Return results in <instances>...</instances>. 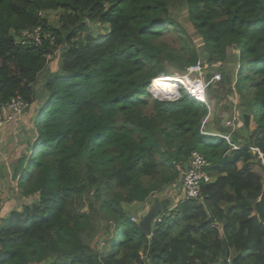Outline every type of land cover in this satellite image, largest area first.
<instances>
[{"label":"trees","instance_id":"trees-1","mask_svg":"<svg viewBox=\"0 0 264 264\" xmlns=\"http://www.w3.org/2000/svg\"><path fill=\"white\" fill-rule=\"evenodd\" d=\"M183 9L201 47L173 16ZM54 11L60 27L47 18ZM37 28L41 44L16 43ZM60 49V68L49 71ZM198 63L228 65L231 83L238 66L235 131L222 123L227 104L208 110L182 88L173 96L183 85L166 81ZM15 97L29 104L24 114L42 102L9 176L35 200L0 220V264H264L255 210L264 188V0H0V111ZM206 118V133H231L240 148L204 134ZM194 151L212 182L203 203L183 196L171 209L178 167ZM169 188L174 196L155 198ZM153 199L162 209L148 236L132 218Z\"/></svg>","mask_w":264,"mask_h":264},{"label":"rangeland","instance_id":"rangeland-1","mask_svg":"<svg viewBox=\"0 0 264 264\" xmlns=\"http://www.w3.org/2000/svg\"><path fill=\"white\" fill-rule=\"evenodd\" d=\"M61 15H62V11H54V12L48 13L47 14V18L50 20V22H51L52 25H54L56 27H60L61 26V24H60V17H61ZM173 16H175V18H177V20L181 23V25L184 26V28L186 30H189V33H190L191 37L193 38V40L196 42L197 46L201 47L200 46L201 45L200 38H198V37H196L194 35V31H192V28H191L190 24L188 23V21L186 19V17H187L186 16V11L184 9L183 10H178V11H176V13ZM92 30H93L94 33H98V32L103 31V29L100 28V26H92ZM168 35H170L173 40L177 39V37H178V34L175 33V32H172V33H170ZM60 53H61V49L58 51V53L56 55H54L50 59V61H49V67H48L49 68V71H51L53 69L54 70H57L56 69V62H58L60 60L59 59ZM229 57H230V61H234V60L237 59L238 54H237V52H235L233 50H230L229 51ZM59 68H60V65H59ZM208 68H209L208 65H204L201 71H199V72H192L190 74L186 73V74H184L182 76H186L188 74L190 81H193L194 82V81L200 80L202 82L204 88L206 87V93H207L208 101L210 99H213L216 102L215 104H214V102L213 103H210V107H211V110L212 111H213L214 105H216V104H218L219 107H222L225 104L228 105V107L230 109H228L226 115H224V119H223V122L222 123L224 124V123H227L228 121H231L233 123V125L231 127H229V128H231L232 131H235L236 130V123H237V120H238V115H237L238 109L237 108L240 107L242 105L241 103L243 102L241 100V98L238 96L237 91L234 90L235 89V84H236V79H237V69H238V66H236L235 69L233 68L234 69V75L235 76H234V80H233L232 83L229 81V76L230 75L232 76V73L230 72V67L228 65L221 66V68L217 72L216 71L213 72L212 70H208ZM208 74L211 75V78L210 79H206V76ZM163 76L164 75H161L160 77H163ZM174 76L177 77L178 80H180L181 83H184L185 85L188 84L186 82V80L181 77V75L175 74ZM174 82H176L178 84L180 83L177 80H174ZM177 86H179V85H177ZM42 87H43L42 82L41 83L39 82V84L37 85L38 91L42 90ZM209 88L212 89V90L210 89L211 90V97H210V99L208 97V90H209ZM230 89H232L233 92L232 91H229ZM231 95H234V96L230 97ZM22 118H23V116L20 117V119L18 121V124L21 123ZM5 126H3V128L0 130V135L2 134ZM32 130H33V128L31 130H27V131H28V133H29V131H31L30 133L32 134ZM25 133H26V131L24 133L23 132L19 133V137H18L19 142H20V140H25V138L27 137ZM3 146L7 148V145H3V144L1 145L0 144V151H1L2 154H4V151L6 149ZM6 152H7V150H6ZM253 152L256 153V154L258 153L256 151H253ZM260 157L262 158V156H260ZM8 168L9 167H7V169ZM11 170L13 172V169H11ZM1 177L2 178H0V200L2 201V203L0 201V213L3 214V213H6L9 210L8 207H10V205L8 204V202L14 196L13 191H15V188L13 187V184H12L13 181H11L8 178V176L7 177L1 176ZM15 192L17 193L18 196H19V194H21V191L19 189H18V191H15ZM172 195H175V191H174L173 188H169L165 192V194H163L161 196L158 195L155 198L158 199V200H164L166 198L172 197ZM23 198L24 197H22V200L24 201V204L23 205L30 204V201L28 199L25 201ZM154 200L155 199H153V201H151V203H153V202L155 203ZM151 203L148 202V203L142 204L139 207L140 208V211L148 210L147 207ZM4 204H6V207L5 208H4ZM14 204L15 205L16 204L19 205V200L14 199ZM21 204H22V202L20 203V205ZM176 204H177V202L175 203V205L171 209L175 208ZM13 210H18V209L12 208L11 212ZM110 230H112V228Z\"/></svg>","mask_w":264,"mask_h":264},{"label":"built area","instance_id":"built-area-1","mask_svg":"<svg viewBox=\"0 0 264 264\" xmlns=\"http://www.w3.org/2000/svg\"><path fill=\"white\" fill-rule=\"evenodd\" d=\"M42 29L37 28L33 32L27 31L22 34L16 40L17 44L27 45V44H36L39 45L42 42ZM51 59V57L49 58ZM203 68L201 63H198L196 66H192L188 68L187 73L190 74L192 72H199ZM188 74L186 76H181L188 83L183 85L182 87L187 91L188 95L198 104L206 106L208 110H211L210 103L207 98L206 87L204 88L202 82L200 80L190 81ZM155 80L153 81L154 84ZM179 94V88H177L176 96ZM157 97V96H156ZM158 98V97H157ZM161 99V98H159ZM29 107V104L26 103L21 97H15L11 99L0 111V130L3 126L8 124L18 123L20 117L23 115L25 110ZM207 118L202 122V132L204 134H208L204 131V127L206 125ZM226 127H231L233 123L228 121L224 124ZM211 136H219L225 139L231 146L232 149L237 150L240 147L231 142L232 134H208ZM253 151L258 152L260 156L259 149L253 148ZM188 169L185 170L181 167H178V170L182 173L181 178V189L183 196L186 199L197 200L201 203L204 202V197L202 195V187L206 184H210L212 182V176L209 174L207 168L209 163L206 161L205 157L197 151L191 153L188 160ZM148 210H143L139 212L136 216L132 218V221L138 222L141 220L142 216L145 215ZM163 216V215H162ZM162 216L157 219V222L161 221Z\"/></svg>","mask_w":264,"mask_h":264},{"label":"crops","instance_id":"crops-1","mask_svg":"<svg viewBox=\"0 0 264 264\" xmlns=\"http://www.w3.org/2000/svg\"><path fill=\"white\" fill-rule=\"evenodd\" d=\"M58 53V52H57ZM55 53V55L57 54ZM59 65H60V60L58 62H56V69H59ZM52 72H55L56 70H51ZM42 102L38 101L37 104H35V108L30 109L29 112L27 113H23V118L20 124L15 123V124H8L4 127V130L2 132V134L0 135V144L2 145H7V148L4 151V154L1 153L0 151V178H2L1 176L7 177L9 178V176L12 173V161L15 160V154L16 152L19 153L20 148H22L23 146V141L24 140H20L19 142V133L21 132H25L27 131V129H29V127L32 129L33 128V124L32 121H34V116L36 113V110L38 111V109L41 107ZM33 107V106H32ZM33 133V130H32ZM22 141V142H21ZM7 150V152H6ZM7 167H9L7 169ZM8 174V175H7ZM10 179V178H9ZM4 180V179H3ZM12 181V180H11ZM13 187L15 188V191H18V187L16 185V180L13 181ZM13 191L14 196L12 197V199L8 202V204L10 205V207H8V211L6 213H0V220L3 219H7L9 217V213L11 212L12 208L21 210V208L24 206V201L22 200V196L21 194H19V196L17 195V193ZM16 195V196H15ZM174 196V195H172ZM16 197V198H15ZM183 197V193H182V189L180 188V195L177 197H173L174 202L176 203L178 201L179 198ZM14 199L19 200V205L18 204H14ZM25 201L28 199L30 201V203L35 200L33 197L32 198H23ZM1 201V200H0ZM22 202V204L20 205V203ZM161 202V201H160ZM2 203V201H1ZM151 203V202H150ZM174 203V204H175ZM7 204V205H8ZM159 203H151L147 208L150 210V208L154 205H157ZM6 207V204H4V208ZM3 208V207H2ZM1 223V222H0Z\"/></svg>","mask_w":264,"mask_h":264},{"label":"water","instance_id":"water-1","mask_svg":"<svg viewBox=\"0 0 264 264\" xmlns=\"http://www.w3.org/2000/svg\"><path fill=\"white\" fill-rule=\"evenodd\" d=\"M225 124V123H224ZM189 167L188 163L185 164V170ZM162 209L161 204L154 205L150 208V210L142 216L139 221V226L146 235H151V229L153 225V221L158 216L159 212ZM255 210L260 222L264 225V188L259 200L255 203Z\"/></svg>","mask_w":264,"mask_h":264},{"label":"clouds","instance_id":"clouds-1","mask_svg":"<svg viewBox=\"0 0 264 264\" xmlns=\"http://www.w3.org/2000/svg\"><path fill=\"white\" fill-rule=\"evenodd\" d=\"M159 78V77H158ZM155 80V79H154ZM153 80V81H154ZM153 81H152V83H151V85H150V88L149 89H151V87H152V84H153ZM178 88H179V91H180V89L182 88V89H184L182 86H178ZM185 90V89H184ZM150 92L156 97V95L150 90ZM185 92L187 93V91L185 90ZM188 94V93H187ZM157 98V97H156ZM197 103V102H196ZM210 103V102H209ZM198 104V103H197ZM198 105H200V104H198ZM200 106H204V105H200ZM204 107H206V106H204Z\"/></svg>","mask_w":264,"mask_h":264},{"label":"bare ground","instance_id":"bare-ground-1","mask_svg":"<svg viewBox=\"0 0 264 264\" xmlns=\"http://www.w3.org/2000/svg\"><path fill=\"white\" fill-rule=\"evenodd\" d=\"M166 82H168V83H174V81L172 80V81H166ZM178 82H180V81H178ZM179 84H181V85H183L181 82L179 83ZM178 86H176V87H174V88H177ZM174 88H172V89H174ZM151 91H152V89H150ZM153 92V91H152Z\"/></svg>","mask_w":264,"mask_h":264}]
</instances>
